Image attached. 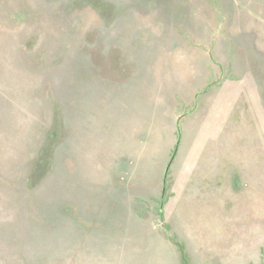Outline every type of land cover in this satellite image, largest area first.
<instances>
[{"label": "rangeland", "instance_id": "374dc122", "mask_svg": "<svg viewBox=\"0 0 264 264\" xmlns=\"http://www.w3.org/2000/svg\"><path fill=\"white\" fill-rule=\"evenodd\" d=\"M240 198L264 237V0H0V264H188Z\"/></svg>", "mask_w": 264, "mask_h": 264}, {"label": "crops", "instance_id": "0c3cea01", "mask_svg": "<svg viewBox=\"0 0 264 264\" xmlns=\"http://www.w3.org/2000/svg\"><path fill=\"white\" fill-rule=\"evenodd\" d=\"M221 135L226 138L225 133H221ZM222 146L223 145L220 147ZM220 147L218 148L219 152H217L218 163L220 161L225 163L226 154L231 155L234 150L230 149L227 151L226 148L220 150ZM213 150H196L192 152L191 157L197 156L199 158L196 161L199 166L200 163L205 164L209 161L213 156L210 152ZM240 155H243V152ZM251 157V153L246 152L244 164L250 162V160H252ZM231 160L233 159L231 158ZM204 182L206 181L198 180V182H196L199 188L202 187V189L198 190L196 189L197 186L194 184L195 189L190 191L191 196L189 201L192 200L194 204L203 203L204 198L207 197L210 199L211 194L216 196V193H219V191L216 193L210 192V190L205 191ZM208 183L210 182L208 181ZM211 183H213V185L209 184L208 187L210 185L214 187L220 186L219 182L211 181ZM240 194L244 195L246 198H250L252 192L250 190L244 192L240 190ZM201 199L202 202H198L199 200L201 201ZM213 199L215 200L216 197L213 196ZM240 199L241 203L237 204L238 209L236 212L231 210L229 205H225V209H221L220 206L217 205L213 206L211 210H208L205 213L201 212L200 216H196L200 217L199 219L205 218L206 216L209 221H203L202 226H193L191 227V231H188V234L190 235V237L186 239V258L188 264H260L259 256L263 251L260 250L259 253L258 250L259 244H263L264 242V237L258 238L259 228L257 226H247V220H249L250 223L251 221H254L257 225L258 215L255 211L251 210L249 204H242L243 198ZM194 204L192 208L194 212L197 213ZM222 218L224 219V223L218 221ZM214 219H216V221H213ZM242 225L245 226L242 227ZM251 234H254V240H252V237L249 239ZM263 234L264 229L262 231V235ZM232 239L234 242H232Z\"/></svg>", "mask_w": 264, "mask_h": 264}]
</instances>
